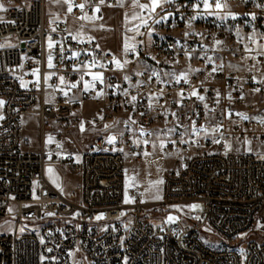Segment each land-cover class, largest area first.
<instances>
[{"label": "built area", "instance_id": "2783aa9c", "mask_svg": "<svg viewBox=\"0 0 264 264\" xmlns=\"http://www.w3.org/2000/svg\"><path fill=\"white\" fill-rule=\"evenodd\" d=\"M216 2L143 9L121 57L49 21L46 0H0V264H264V154L237 149L264 143V0H219L238 6L224 17ZM121 3L67 0L80 24ZM86 105L104 129L78 160L57 132L23 150L24 115L39 108L43 138ZM153 149L172 166L148 204L126 189L125 163ZM50 167L80 177L78 200L50 184ZM155 209L178 218L155 223Z\"/></svg>", "mask_w": 264, "mask_h": 264}, {"label": "rangeland", "instance_id": "374dc122", "mask_svg": "<svg viewBox=\"0 0 264 264\" xmlns=\"http://www.w3.org/2000/svg\"><path fill=\"white\" fill-rule=\"evenodd\" d=\"M237 7L236 3H230L226 8L231 11ZM68 9L67 0H46V17L49 21H51V16H55L52 20L63 19L66 21L69 30L75 27L86 39L96 38L102 49L121 57L125 56L134 47L135 41L131 29L141 21L143 9L139 6L134 7L133 0H122L120 7L116 9H102L100 10V16L87 19L83 24L72 17ZM134 15L137 16L136 19L132 18ZM125 43L128 44L127 51H125ZM48 100L53 101L51 91H48ZM38 110L39 108L36 107L34 114H27L22 118L23 150L25 152H36L40 147L42 134L39 118L36 115ZM80 110L84 111L80 122L70 124L68 128H64L59 124H53L46 128V142L49 143L48 138L52 137L53 133H61L66 141L68 152L72 154L75 160L79 159L80 154L91 143L97 131L104 129V127L98 128L90 124V120L95 114L93 106H82ZM237 149L264 154V143H241L237 145ZM171 166L160 155V151L156 149L147 154L142 163H135L131 158H127L125 163L126 189L142 187L145 190V203L156 204L160 202L162 199L163 182L161 181L163 174ZM50 168L53 170L52 173L47 172L50 184L54 188L64 191L71 199L78 200L80 177L73 175L67 167ZM179 209L186 213L187 207L180 206ZM189 209L192 213L199 214L204 207L202 204L194 203L189 206ZM176 214V212L175 214L169 212L166 214L162 209H155L151 219L155 223H160L163 219L171 222L178 218ZM169 217L174 219L169 220ZM208 242L213 243L211 240H208Z\"/></svg>", "mask_w": 264, "mask_h": 264}, {"label": "snow or ice", "instance_id": "6c2138e0", "mask_svg": "<svg viewBox=\"0 0 264 264\" xmlns=\"http://www.w3.org/2000/svg\"><path fill=\"white\" fill-rule=\"evenodd\" d=\"M100 2L101 3H103L104 2V0H100ZM161 3H162V0H150V4H140L139 3V0H133V6L135 7V6H139L141 9H149L151 12H155V9H156V7H159V6H161ZM205 6L206 7H210V5L207 3V0H205ZM225 5H223V4H221L220 2H219V0H217V2H216V4H215V7L216 8H222V7H224ZM77 7H79L80 9H83L84 7H85V5L84 4H79V5H77ZM3 8V5L2 4H0V9H2ZM69 12H71L72 11V7H71V5L69 6ZM96 11H99V8L97 7V9H96ZM83 18H85V19H89V17H87V16H85V17H83ZM133 19H136L137 18V16H133L132 17ZM156 22H158V21H156ZM142 23H144V24H146L147 22L146 21H142ZM138 28H139V26H137V31H138ZM217 43H220L219 41H217ZM49 47H52V45L50 44L49 45ZM125 51H127L128 50V44L127 43H125ZM117 63V66L119 67L120 65H119V61H117L116 62ZM53 65H52V63H51V57H49V67H52ZM215 70V69H214ZM102 77L99 75V74H96V75H93V80H100ZM61 82L63 83V78L61 77ZM71 87H76V84H72L71 85ZM86 87H87V85H86ZM256 91H259V89H256ZM193 95H196V92H193L192 93ZM200 99H203V97H199ZM136 99V97L135 96H133L132 97V100H135ZM0 103H2V102H0ZM242 116H243V114H241ZM243 118H245V119H247V117H243ZM115 138L113 137V138H110V140H109V142H112V140H114ZM48 140H49V142H51V140H52V137H49L48 138ZM48 171H49V173H52V169L51 168H49L48 169ZM54 183H55V180L53 181ZM162 182V181H161ZM158 198V197H157ZM193 207H195V206H193ZM98 219H99V217H98ZM172 219H174L173 217H169V220H172Z\"/></svg>", "mask_w": 264, "mask_h": 264}, {"label": "crops", "instance_id": "0c3cea01", "mask_svg": "<svg viewBox=\"0 0 264 264\" xmlns=\"http://www.w3.org/2000/svg\"><path fill=\"white\" fill-rule=\"evenodd\" d=\"M208 10H209L210 13H215V14L218 15V16H222V17H224V16L228 15V10H227V8H223V9H219V10H213L212 8H209ZM54 17H55V16H51V17H50L51 21H55V20H52ZM60 20H61V19H60ZM62 20H63V19H62ZM64 21H65V20H64ZM65 22H66V21H65ZM69 31H70L71 34H72L76 39H78V40H84V39H86L85 36H84L82 33H80V32L78 31V29H76L75 27L71 28ZM94 39H96V38H94ZM96 40H97V39H96ZM134 41H135V40H134ZM30 114H34V112H32V113H30ZM26 115H27V114H26ZM46 144H48V143L46 142V135H45L43 138L41 137V140H40V147H41L42 145H46ZM40 147H39V149H40ZM39 149H38L37 151H39ZM37 151H36V152H37Z\"/></svg>", "mask_w": 264, "mask_h": 264}]
</instances>
